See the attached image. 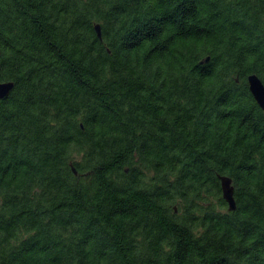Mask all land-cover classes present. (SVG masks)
Here are the masks:
<instances>
[{"label": "trees", "instance_id": "trees-1", "mask_svg": "<svg viewBox=\"0 0 264 264\" xmlns=\"http://www.w3.org/2000/svg\"><path fill=\"white\" fill-rule=\"evenodd\" d=\"M252 72L264 0H0V264H264Z\"/></svg>", "mask_w": 264, "mask_h": 264}, {"label": "water", "instance_id": "water-1", "mask_svg": "<svg viewBox=\"0 0 264 264\" xmlns=\"http://www.w3.org/2000/svg\"><path fill=\"white\" fill-rule=\"evenodd\" d=\"M94 26L97 34L100 36L101 35L100 24L95 23ZM208 58L209 55H206L203 59L200 60V62L205 61ZM247 81H248L249 90L251 91L255 101L258 103V105L261 108H264V82L255 72L249 73L247 75ZM12 86H13L12 80H3V81L0 80V98L7 95ZM73 170L76 171L75 169ZM218 177L220 180L222 197L227 202L228 209H234L236 207V202L233 195L234 186L232 183V178L227 174H219Z\"/></svg>", "mask_w": 264, "mask_h": 264}]
</instances>
